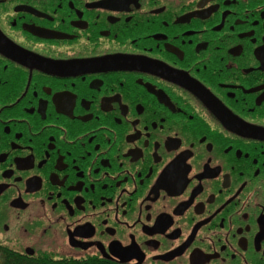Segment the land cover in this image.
<instances>
[{
  "label": "flooded vegetation",
  "instance_id": "obj_1",
  "mask_svg": "<svg viewBox=\"0 0 264 264\" xmlns=\"http://www.w3.org/2000/svg\"><path fill=\"white\" fill-rule=\"evenodd\" d=\"M0 244L264 264V0H0Z\"/></svg>",
  "mask_w": 264,
  "mask_h": 264
},
{
  "label": "trees",
  "instance_id": "obj_2",
  "mask_svg": "<svg viewBox=\"0 0 264 264\" xmlns=\"http://www.w3.org/2000/svg\"><path fill=\"white\" fill-rule=\"evenodd\" d=\"M0 264H118L100 258L90 257L85 259L62 258L58 259L45 254L35 256L23 255L12 247L0 244Z\"/></svg>",
  "mask_w": 264,
  "mask_h": 264
},
{
  "label": "water",
  "instance_id": "obj_3",
  "mask_svg": "<svg viewBox=\"0 0 264 264\" xmlns=\"http://www.w3.org/2000/svg\"><path fill=\"white\" fill-rule=\"evenodd\" d=\"M27 252H28V251H27ZM28 255H29V256H32L33 253H32V252H28ZM106 258H107V257H106ZM130 259H131V258H126V259L118 260L117 263H118V264H127V263L129 262ZM136 264H140V262L138 263V261H137Z\"/></svg>",
  "mask_w": 264,
  "mask_h": 264
}]
</instances>
